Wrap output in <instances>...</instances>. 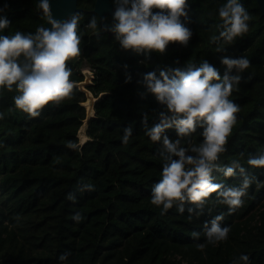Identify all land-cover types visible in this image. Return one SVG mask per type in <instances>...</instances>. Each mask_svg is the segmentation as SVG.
<instances>
[{
    "label": "trees",
    "instance_id": "obj_1",
    "mask_svg": "<svg viewBox=\"0 0 264 264\" xmlns=\"http://www.w3.org/2000/svg\"><path fill=\"white\" fill-rule=\"evenodd\" d=\"M225 2L188 0L186 26L192 38L187 47L170 43L161 54L123 49L112 32L101 31L94 0H77L81 55L67 62L70 79L81 80V67L87 64L94 74L87 87L94 95L101 93L82 145L77 131L85 116V94L76 85L70 99L46 105L35 118L15 108L17 92L0 89V264H233L241 254L248 255L251 264H264V168L247 164L250 155L264 152V13L256 0H240L251 14L249 30L230 44L221 42L226 51L217 52L210 37L218 35V9ZM38 3L0 0V8L8 6L0 15L10 21L0 35L35 33L45 21ZM114 11L105 16L110 25ZM93 16L98 35L86 27ZM223 56H244L250 66L229 97L240 111L217 163L239 160L253 182L242 206L231 213L212 193L202 214L185 203L183 213L173 206L161 215V207L150 199L161 178L162 144L145 135L141 121L148 115L151 127L164 109L144 88L143 76L155 72L159 77L162 70L203 60L222 75ZM129 125L133 132L124 145L123 129ZM200 131L185 138L182 146L200 143ZM166 134L176 139L174 129ZM213 176L225 186H237L242 178L239 171L233 177L219 172ZM86 184L94 190L81 191ZM69 194L74 201L67 199ZM76 213L83 216L80 222L72 219ZM221 214V226L231 229L228 239L209 244L203 225ZM193 232L200 233L198 240ZM197 244H205L203 251ZM66 251L67 260L59 261Z\"/></svg>",
    "mask_w": 264,
    "mask_h": 264
},
{
    "label": "clouds",
    "instance_id": "obj_2",
    "mask_svg": "<svg viewBox=\"0 0 264 264\" xmlns=\"http://www.w3.org/2000/svg\"><path fill=\"white\" fill-rule=\"evenodd\" d=\"M116 7L113 23L108 27L120 46L137 53L155 51L163 54L170 43L187 47L192 38V30L186 26L188 21V0H114ZM7 4L0 13L7 10ZM51 27H38L35 33L16 31L14 35H0V89L17 92L13 96L16 109L29 117H38L48 104L58 105L70 99L75 87L70 79L71 69L67 62L81 55L79 34L82 14L75 12L69 18L58 21L52 17L49 0H39L37 5ZM153 9L158 11L153 12ZM221 23L216 25L218 35H212L210 42L217 44V52H225L223 44L232 43L237 37L244 36L249 30L251 14L240 0H226L218 9ZM10 21L6 15H0V31L8 28ZM87 28L97 32V18L93 16ZM224 66L220 70L207 60L199 65L187 64L184 68L160 71L143 76V86L155 96L163 106L158 113V123L148 126V115L142 117L147 135L152 142L162 144L161 157L164 161L160 180L151 189L150 203L161 207V215L173 206L183 213L185 203L194 204L202 210L216 193L217 202L228 206L231 213L243 204L242 197L253 182L246 174L239 160L230 165L217 163L220 155L227 149L229 136L237 121L239 105L229 97L238 91L242 73L249 68L250 61L244 57L223 56ZM91 67L84 64L82 69ZM234 73V74H233ZM4 114L0 113V119ZM174 129L176 139L170 138L166 131ZM197 129L202 140L189 147L182 146L185 138H190ZM131 125L123 129L122 143L127 145L132 136ZM70 147L75 145L70 144ZM191 153V154H189ZM247 164L253 168H264V152L250 155ZM239 171L241 182L237 186H225L216 183L214 172L224 177H233ZM81 191L94 190L91 184L84 185ZM67 199L74 201L69 194ZM191 214L194 210L188 209ZM72 219L80 222L83 216L76 213ZM224 215H217L203 225L206 242L217 244L228 239L231 231L221 226ZM192 238L198 240L199 232H193ZM205 244H197L203 251ZM69 252L62 253L58 259L67 260ZM233 264H251L249 256L241 254Z\"/></svg>",
    "mask_w": 264,
    "mask_h": 264
},
{
    "label": "water",
    "instance_id": "obj_3",
    "mask_svg": "<svg viewBox=\"0 0 264 264\" xmlns=\"http://www.w3.org/2000/svg\"><path fill=\"white\" fill-rule=\"evenodd\" d=\"M261 11L264 13V0H256ZM50 4V10L52 17L55 20L58 21H63L67 18L70 17L71 14H73L75 11L79 10L80 7L77 4V0H49ZM93 11L96 12L100 18V24L102 26L101 31L108 30V27L110 24L106 21V14L112 13L114 11V6L111 2V0H94V5H93ZM44 27L50 28L51 26L47 24L46 20L44 21L43 24ZM81 74L83 75V78L79 81H73L74 84L82 91L84 92L85 95H87V100L86 96L85 99L81 102V104L85 107V116L82 119V122L78 128L77 131V137H78V144L82 145L85 140L88 138L86 129L88 126V123L92 117L95 116V109H94V104L96 100L99 98L101 95H94L93 92L88 89V85L93 82V71L90 69L84 68L81 71ZM85 76V77H84ZM90 80L87 83L84 78H89ZM81 84H87V88H80L78 85Z\"/></svg>",
    "mask_w": 264,
    "mask_h": 264
},
{
    "label": "rangeland",
    "instance_id": "obj_4",
    "mask_svg": "<svg viewBox=\"0 0 264 264\" xmlns=\"http://www.w3.org/2000/svg\"><path fill=\"white\" fill-rule=\"evenodd\" d=\"M85 77V76H84ZM84 80L88 83L89 82V80H90V77L89 78H84ZM80 88H84V87H86L87 86V84L85 85V84H79L78 85ZM87 88V87H86ZM85 92V91H84ZM85 94H86V92H85ZM86 96V99L85 100H87V95H85Z\"/></svg>",
    "mask_w": 264,
    "mask_h": 264
}]
</instances>
